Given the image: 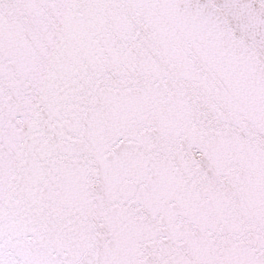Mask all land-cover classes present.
I'll list each match as a JSON object with an SVG mask.
<instances>
[{"label": "snow or ice", "instance_id": "1", "mask_svg": "<svg viewBox=\"0 0 264 264\" xmlns=\"http://www.w3.org/2000/svg\"><path fill=\"white\" fill-rule=\"evenodd\" d=\"M0 264H264V0H0Z\"/></svg>", "mask_w": 264, "mask_h": 264}]
</instances>
